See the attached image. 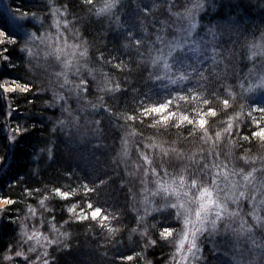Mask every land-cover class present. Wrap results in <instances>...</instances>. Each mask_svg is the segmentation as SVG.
Masks as SVG:
<instances>
[{
	"label": "trees",
	"instance_id": "obj_1",
	"mask_svg": "<svg viewBox=\"0 0 264 264\" xmlns=\"http://www.w3.org/2000/svg\"><path fill=\"white\" fill-rule=\"evenodd\" d=\"M236 1L222 3L219 8L216 6L211 20L220 14L218 11L223 6L233 4L235 7ZM251 1L239 0V4L245 7ZM110 2L10 0L9 6L14 13L25 15L27 11V15L39 19L30 25L37 35L41 27L53 31L51 14L53 10L62 12L59 17L60 33H53L59 38H64L66 34L67 41L78 46L81 52L77 58L79 76L64 82L66 80L54 70L59 61L51 57H41L40 62L31 61L23 31L10 26L4 17L3 27L17 39L15 43H0V49L8 48L11 57L10 60L4 59L0 51V158L5 157L6 163L13 165L11 171L0 172V196L14 201L0 208V264L166 262L170 250L164 233L166 228L177 229L178 222L171 210L167 213L163 208L166 197L159 189L160 192L155 196L151 194L147 200L144 196L135 198V186L141 182L128 162L121 163L116 159L120 154L118 136L124 131L129 137L134 134L132 147L135 152V148L145 146V142L150 145L157 141L158 146L170 142L182 145L181 150L184 148L192 157L196 154L191 155L192 151L200 147V143L196 133H187V126L191 125L187 124L191 122L187 119L190 118L189 113L196 109L206 110L198 107L200 102L197 97L190 96L194 92L192 84L171 85L165 94L155 87L153 92L151 85L154 84L143 79L138 70L136 61L140 57L134 45L145 40V28L154 31L163 26L159 16L174 8V0H120L119 4L114 2V7L108 5L106 13L102 10L101 15L99 6ZM257 2L256 7L260 1ZM244 9H250V5ZM156 10L159 15L153 19ZM225 16L238 17L232 8L218 17ZM254 19H250L252 26L260 30V23L264 24V8L257 7ZM142 27L145 28L142 30ZM196 33L194 36L201 34L199 31ZM3 40L4 37L0 36V41ZM174 53L172 58L176 61L185 55L182 49ZM203 68L200 67L202 71L198 73L206 74ZM207 71L217 82L215 89L221 91L225 81L216 76L214 69ZM6 80L31 87L27 91L21 88L6 90ZM173 94L182 99L188 97L179 102L180 105L186 104L187 110L177 112L175 118L166 117L164 113L154 114L152 107ZM213 94L211 92L210 96ZM237 102L240 103L239 100ZM65 104L73 107L69 113H74L78 126L84 125V130L89 126L92 135L102 137L105 148L79 146L78 142H85V139L78 136L69 139L75 126L73 121L76 124V120L69 114L63 115ZM211 105L219 109L218 103ZM245 113L243 108L238 114L240 123L231 128V133L229 127L220 131L234 135V130H240L235 156L239 153L246 157H260L264 154V149L260 148L264 146L259 147L252 139V142L246 141L254 133L250 132L253 128L246 129L253 120ZM262 118L261 124L264 125ZM223 120L226 121V118ZM203 121L212 124L211 117H203ZM18 126L27 129V132L14 144L10 137L21 135L15 132ZM196 132L198 134V130ZM224 142V150L230 148L233 152L235 146H231V141ZM72 145L79 147V159L71 158ZM158 146L150 147L147 152L149 158L154 154L152 170L155 175L163 177L166 159L157 152L161 150ZM189 157L184 161L194 164L192 160L196 159L195 156ZM83 158L89 159V166L81 164L79 160ZM176 162L179 165L181 160ZM95 163L108 165V168L101 170L96 168ZM147 178L149 182L156 181L155 186H158L150 173ZM157 178L161 181V177ZM55 188L69 192V197L59 196ZM96 208L103 211L93 218L91 212ZM6 252L12 253L13 258L5 259ZM18 252L24 255L16 256Z\"/></svg>",
	"mask_w": 264,
	"mask_h": 264
},
{
	"label": "rangeland",
	"instance_id": "obj_2",
	"mask_svg": "<svg viewBox=\"0 0 264 264\" xmlns=\"http://www.w3.org/2000/svg\"><path fill=\"white\" fill-rule=\"evenodd\" d=\"M227 1L231 3L232 0H174V8L159 16L163 26L154 31L142 27L147 36L134 45L140 57L136 61L139 73L143 79L154 84L151 85L153 92L155 87H159V92L165 94L171 85L192 84L194 92L190 96L197 97L200 102L198 107L206 110L202 112L196 109L189 113L190 118L187 119L191 120L187 122L191 124L187 126V133H196L200 143V147L194 148L191 153H196L192 156L196 158L192 160L194 164L184 161L188 160L190 154L184 148L181 150L182 145L178 143L166 142V145L158 146L157 141L150 145L145 142V146L136 147L135 152L132 147L134 134L129 137L124 131L118 136L120 154L116 159L121 163L128 162L130 168L134 169L133 174L141 182L135 186V198L144 196L147 200L151 194L155 196L162 191L163 197H166L163 208L167 213L171 210L178 222L177 229L166 228L164 233L170 250L165 264H264V154L260 157H246L238 153L235 156L240 130H234V135L220 131L224 127L233 129L234 125H239V115L244 108L248 118L253 120L246 129L253 128L250 132L254 133L246 141L252 142V139L259 147L264 146V125L261 124V118L264 117V24H257L261 29L255 30L250 22L252 17L255 20L257 7L264 8V0H259L257 7V0H252L248 4L250 9H244L248 5L242 7L237 0L234 2L235 7L233 4L223 6L218 11L220 14L211 20L216 8ZM114 2L119 4L120 0L101 4L99 13H106L107 6L114 7ZM9 4L10 0H0V13H4L6 20L13 15L18 18L24 16L14 13ZM231 8L237 13V18L218 17ZM61 14L53 10L51 27L54 30L41 27L40 34H36L39 39L30 38L34 33L30 25L39 21L38 18L27 15L31 23L13 27L23 31L26 39L24 43L32 50L29 57L31 61L40 62L41 57L58 60L59 64L54 70L67 82L73 80L71 78H75V75L79 76L77 58L81 51L78 46L67 41L66 34L64 38H59L53 33H60ZM158 15L156 10L153 19ZM199 28L204 30L200 31ZM196 31L201 34L194 36ZM181 49L185 55L176 61L172 55ZM200 67L206 69V74L198 73ZM208 69H214L216 76H221L225 81L221 91L216 90L217 82L215 79L213 81L214 77L209 75ZM9 83L8 90L12 88V83ZM189 89L192 90L191 87ZM211 92L213 96H210ZM178 96L173 94L171 98L152 107L153 113H164L166 117L175 118L177 112L187 110V105H180L179 102L188 97L182 99ZM212 103H218L219 109L213 107ZM161 105L165 107L159 111L154 110ZM65 108L63 115L69 114L76 120V124L73 121L75 126L69 139L78 136L85 139V142H78L79 146L105 148L101 142L102 137L92 135L89 126L85 130L84 125L78 126L74 113H69L73 107L65 104ZM203 117H211L212 124L208 125L207 121L204 123ZM254 118L259 120L255 121ZM225 140L231 141L232 147L235 146L233 152L230 148L224 150L222 143ZM157 146L161 148L157 152L166 159V173L163 177L155 175L152 170L154 154L149 158L147 152L150 147ZM73 148L70 151L71 158L79 159V147L75 145ZM178 160H181L179 165L176 162ZM79 161L82 165L89 166L91 163L86 158ZM95 166L101 170L108 168V165L96 163ZM149 173L157 180L159 187L155 186L156 181H148ZM157 177H161V181ZM0 205V208L4 206L3 201H0Z\"/></svg>",
	"mask_w": 264,
	"mask_h": 264
},
{
	"label": "snow or ice",
	"instance_id": "obj_3",
	"mask_svg": "<svg viewBox=\"0 0 264 264\" xmlns=\"http://www.w3.org/2000/svg\"><path fill=\"white\" fill-rule=\"evenodd\" d=\"M0 36L4 37V40L3 41H0V43H4V42H7V43H15L16 42V39H17V36H14V35H11L8 31L7 28H4L3 25L5 23V19H4V13H0ZM7 23L10 25V26H15L17 24H20V25H26L28 23H31V20L27 18V11H25V15L22 16V17H16V16H9L7 18ZM31 39H39V37L36 36L35 33H32V36L30 37ZM0 51L3 52V56H4V59L6 60H10L11 57L9 55V50L8 48H2L0 49ZM29 53H31V49H28ZM5 89L7 90V88L9 87V81L6 80V83L4 85ZM11 87H12V90H15L16 88H21L23 89L24 91H27L31 85H21V84H17V83H12L11 84ZM163 107H165L164 105H161L159 107H155L154 110H157L159 111L160 109H162ZM15 132L16 133H21L20 136H17L15 134H13L10 139L11 141L16 144L20 137L23 136L26 132H27V129H24L22 126H18L16 129H15ZM13 165L12 164H7L6 163V160H5V157L4 158H0V172H3L5 170H7L8 172L11 171ZM54 191L56 193L59 194V196L63 197V198H68L70 193L67 192V191H63L61 188H55ZM0 201H3L4 204H7V205H11L14 203V201L9 198V197H5V196H0ZM2 206V205H0ZM102 209L100 208H96L94 209L92 212H91V216L93 218H96L98 216H100L102 214ZM83 217H78V219H82ZM11 247V246H10ZM16 256H23L24 254L23 253H15ZM5 259H12L13 258V254L10 253V252H6L5 253V256H4ZM26 258V257H25ZM126 259H131V257H126Z\"/></svg>",
	"mask_w": 264,
	"mask_h": 264
}]
</instances>
